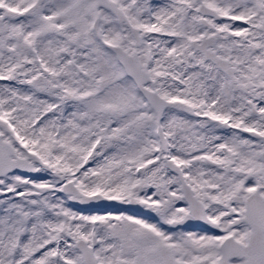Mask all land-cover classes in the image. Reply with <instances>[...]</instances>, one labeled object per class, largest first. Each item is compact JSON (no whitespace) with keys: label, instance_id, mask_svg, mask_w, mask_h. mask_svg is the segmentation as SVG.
Instances as JSON below:
<instances>
[{"label":"snow or ice","instance_id":"obj_1","mask_svg":"<svg viewBox=\"0 0 264 264\" xmlns=\"http://www.w3.org/2000/svg\"><path fill=\"white\" fill-rule=\"evenodd\" d=\"M0 264H264V0H0Z\"/></svg>","mask_w":264,"mask_h":264}]
</instances>
